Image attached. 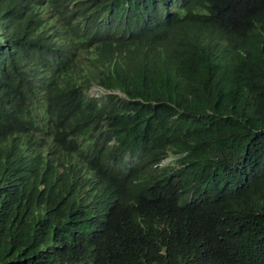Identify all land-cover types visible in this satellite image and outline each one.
Wrapping results in <instances>:
<instances>
[{
	"label": "trees",
	"instance_id": "trees-1",
	"mask_svg": "<svg viewBox=\"0 0 264 264\" xmlns=\"http://www.w3.org/2000/svg\"><path fill=\"white\" fill-rule=\"evenodd\" d=\"M37 135L23 182L76 158L117 192L94 264H264V0H0V162ZM4 222L0 264H60Z\"/></svg>",
	"mask_w": 264,
	"mask_h": 264
},
{
	"label": "clouds",
	"instance_id": "clouds-1",
	"mask_svg": "<svg viewBox=\"0 0 264 264\" xmlns=\"http://www.w3.org/2000/svg\"><path fill=\"white\" fill-rule=\"evenodd\" d=\"M22 144L21 152L16 153L20 161L11 157L10 160L0 162V215L3 218L0 217V224L5 223L8 215L17 220L16 225L21 223L31 227L39 235L38 239L47 236L45 241L40 242L42 246L34 250L33 258L37 262L94 264L98 260L97 243L100 227L91 218L106 220L112 215L117 200L114 186L110 182L103 184L76 158L70 159L68 165L64 164L62 158L58 159L52 178L45 173L38 182L28 185L20 178L22 174L27 176L29 173L21 171V163L28 165L34 161L33 154H37L46 164L48 159L53 160L57 154H53L52 144L42 142V136L39 135L24 139ZM42 161L37 165H45ZM68 174L71 178L70 184L65 182ZM55 176L64 177L62 186L55 180ZM59 189H64L71 201L79 198V204L84 207L83 213L89 219L80 220L79 217L65 219L58 215L53 207L54 195L60 191ZM47 227L55 230L54 236L45 234ZM66 230V241H72L76 245L64 241Z\"/></svg>",
	"mask_w": 264,
	"mask_h": 264
},
{
	"label": "rangeland",
	"instance_id": "rangeland-1",
	"mask_svg": "<svg viewBox=\"0 0 264 264\" xmlns=\"http://www.w3.org/2000/svg\"><path fill=\"white\" fill-rule=\"evenodd\" d=\"M107 94V92H105V90L95 87L93 88L91 91L88 92L89 97H96V98H101L103 96H105ZM169 161H166V163H168Z\"/></svg>",
	"mask_w": 264,
	"mask_h": 264
}]
</instances>
